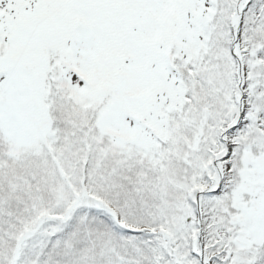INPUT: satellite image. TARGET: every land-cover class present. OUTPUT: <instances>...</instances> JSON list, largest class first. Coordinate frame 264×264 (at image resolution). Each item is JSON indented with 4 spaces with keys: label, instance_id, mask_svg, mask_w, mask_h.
Returning <instances> with one entry per match:
<instances>
[{
    "label": "snow or ice",
    "instance_id": "snow-or-ice-1",
    "mask_svg": "<svg viewBox=\"0 0 264 264\" xmlns=\"http://www.w3.org/2000/svg\"><path fill=\"white\" fill-rule=\"evenodd\" d=\"M0 264H264V0H0Z\"/></svg>",
    "mask_w": 264,
    "mask_h": 264
}]
</instances>
